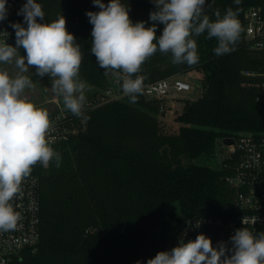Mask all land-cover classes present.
<instances>
[{
	"label": "trees",
	"instance_id": "16d2710c",
	"mask_svg": "<svg viewBox=\"0 0 264 264\" xmlns=\"http://www.w3.org/2000/svg\"><path fill=\"white\" fill-rule=\"evenodd\" d=\"M25 2L0 23L9 31L8 44L15 45L10 24L23 23L17 12ZM37 2L45 12L43 22L59 15L66 18L68 31L81 45L80 79L98 88L94 97L102 95L111 74L99 67L91 53L92 25L86 15L99 8L93 0ZM122 3L129 6L134 23L151 26L152 0ZM252 6L264 7V0H241L239 5L234 0H207L205 4V14L213 20L216 9L222 16L228 8L239 9L241 33L231 53L214 54L217 41L205 33L194 37L197 63L173 64L170 53L158 51L143 64L139 73L143 85L189 69L201 72V93L186 100L175 115L181 123L177 130L164 131L158 117L162 99L147 98L143 92L135 103L123 95L83 110L87 119L69 111L72 118L64 121L74 132L57 144L60 167L54 160L47 168L38 163L31 173L39 183L41 238L37 251L23 250L18 264H146L168 249L184 218L231 212L234 191L225 178L234 161L223 160L220 167H212L196 159L213 158L220 138L264 131V77L260 76L264 55L249 48L244 31L245 12ZM162 30L158 24L157 36ZM21 54H25L22 49ZM163 147H167L164 154ZM170 202L177 203L178 209L165 210L164 204Z\"/></svg>",
	"mask_w": 264,
	"mask_h": 264
},
{
	"label": "clouds",
	"instance_id": "9594fccd",
	"mask_svg": "<svg viewBox=\"0 0 264 264\" xmlns=\"http://www.w3.org/2000/svg\"><path fill=\"white\" fill-rule=\"evenodd\" d=\"M8 0H0V22L7 19ZM207 0H152L151 26L133 22L130 8L122 0H93L99 11L86 15L91 29V53L99 67L110 73L130 103L142 93L143 64L158 51L171 54L173 64H195L199 60L194 37L207 34L215 38L214 54L221 56L234 50L241 25L238 11L228 8L215 19L205 14ZM241 0H234L239 5ZM23 23H11L15 45L0 40V231L16 227L19 213L12 201L38 163L47 168L54 160L60 167L61 154L52 147V123L46 109L30 101L26 89L33 87L27 73L35 68L39 77L49 76L52 90L62 97L63 106L74 116L83 117L86 82L80 79L83 60L81 45L67 29L66 18L59 15L51 22L37 0H26L17 12ZM158 24L163 25L157 36ZM26 25V26H25ZM7 33V32H5ZM21 49L25 53L21 55ZM19 70L13 76L5 65ZM202 221L197 220L199 228ZM187 232L183 234L186 236ZM183 236L170 251H160L146 264H264V232L253 233L246 227L235 230L231 247L224 241L215 246L211 238L198 234L185 242ZM136 264H142L137 261Z\"/></svg>",
	"mask_w": 264,
	"mask_h": 264
},
{
	"label": "built area",
	"instance_id": "2783aa9c",
	"mask_svg": "<svg viewBox=\"0 0 264 264\" xmlns=\"http://www.w3.org/2000/svg\"><path fill=\"white\" fill-rule=\"evenodd\" d=\"M25 0H8V15H10ZM131 19V18H130ZM1 23V22H0ZM245 38L249 48L257 49L264 55V7L252 6L245 12ZM7 32V33H5ZM9 31L0 27V40H7ZM247 75L253 73L246 72ZM264 77V71L261 72ZM191 85L179 76L161 78L143 85V94L147 98L163 99L172 91H190ZM196 90V86L193 87ZM264 92V83L262 86ZM104 91L102 95L86 99L83 110L94 108L101 102L108 100ZM119 98V97H116ZM255 100H259V96ZM164 108H162V111ZM52 123V147L66 140L74 129L69 128L65 118L71 120L72 115L65 109L59 113H49ZM230 155L224 160H233L231 172L225 180L233 189L232 208L227 215L192 216L184 218L173 232L168 250L177 246L183 236L185 242L194 240L203 233L211 238L213 245L224 241L231 247L230 237L235 230L246 227L254 234L264 232V131L254 133L250 131L238 132L233 138ZM227 167V163L224 164ZM19 219L14 229L0 231V264H18L23 250L35 252L41 238V205L39 197V183L34 175L26 178L21 190L12 201ZM197 220L201 226L195 227Z\"/></svg>",
	"mask_w": 264,
	"mask_h": 264
},
{
	"label": "rangeland",
	"instance_id": "374dc122",
	"mask_svg": "<svg viewBox=\"0 0 264 264\" xmlns=\"http://www.w3.org/2000/svg\"><path fill=\"white\" fill-rule=\"evenodd\" d=\"M4 67H6L13 76H15L19 71L14 64L5 65ZM24 74L28 75L33 81V87L31 89H26L25 93L30 101L46 109L48 113H61L65 111L62 97L57 95L52 90V81L49 76L39 77L35 74V68L29 69V71ZM201 76V72L197 69H189L186 72L179 74V77L189 83L192 89L187 92L172 91L168 96L162 99L158 117L161 119L162 123H164V131L170 132L179 128L181 123L175 120V115L182 111L186 100H192L196 97L197 89L194 90L193 87L199 83ZM108 79L110 84L107 89H110L109 91L111 92L106 93V98H121L124 94L120 85L115 83L112 75L108 76ZM86 85V99L90 98L95 93H99V90L96 86L89 83H86ZM162 108H164L163 111ZM230 150L231 147L225 145L220 138L216 142V152L213 158H198L196 161L206 163L212 167H220L221 162L230 155ZM37 248L35 251H37Z\"/></svg>",
	"mask_w": 264,
	"mask_h": 264
},
{
	"label": "water",
	"instance_id": "95a60500",
	"mask_svg": "<svg viewBox=\"0 0 264 264\" xmlns=\"http://www.w3.org/2000/svg\"><path fill=\"white\" fill-rule=\"evenodd\" d=\"M249 39H250V37L247 36L246 37V41H248ZM196 88H197L196 96H199L200 93H201V87H200V85L197 84ZM222 142L225 145L229 146V145H231L233 143V139L230 138V137H225V138L222 139ZM166 151H167V147H163L160 152L162 154H164V153H166ZM164 209L165 210H177L178 209V205L175 202L165 203L164 204ZM166 251H168V250H166Z\"/></svg>",
	"mask_w": 264,
	"mask_h": 264
},
{
	"label": "flooded vegetation",
	"instance_id": "af4514ba",
	"mask_svg": "<svg viewBox=\"0 0 264 264\" xmlns=\"http://www.w3.org/2000/svg\"><path fill=\"white\" fill-rule=\"evenodd\" d=\"M168 250V249H167ZM169 251V250H168Z\"/></svg>",
	"mask_w": 264,
	"mask_h": 264
}]
</instances>
